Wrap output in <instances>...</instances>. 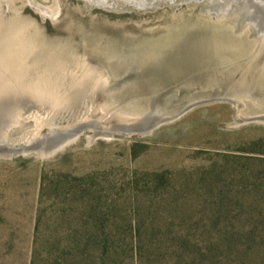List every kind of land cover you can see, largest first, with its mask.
Returning <instances> with one entry per match:
<instances>
[{
    "label": "rangeland",
    "instance_id": "374dc122",
    "mask_svg": "<svg viewBox=\"0 0 264 264\" xmlns=\"http://www.w3.org/2000/svg\"><path fill=\"white\" fill-rule=\"evenodd\" d=\"M61 179L101 198L115 264H191L180 233L264 264V0H0V264H30L39 212L55 230Z\"/></svg>",
    "mask_w": 264,
    "mask_h": 264
},
{
    "label": "trees",
    "instance_id": "16d2710c",
    "mask_svg": "<svg viewBox=\"0 0 264 264\" xmlns=\"http://www.w3.org/2000/svg\"><path fill=\"white\" fill-rule=\"evenodd\" d=\"M84 179L82 177L79 180ZM62 181L63 179L53 185L57 192L60 187L63 188L61 215L54 221L55 230L46 232L40 229L43 215L39 212L30 264H115L117 252L110 231L111 221L101 198L88 197L90 191L86 181L75 183L66 179V182L61 184ZM47 184L48 179L42 174V191ZM161 237L163 241L159 243L160 250L167 243L166 235ZM192 237L183 233L177 236L179 242L177 259L182 261L183 258L190 256L193 259L191 264H209L210 260L205 257L217 250L219 245L214 242L209 245L201 244L198 239ZM186 245L194 248L187 251ZM141 250H138L139 255Z\"/></svg>",
    "mask_w": 264,
    "mask_h": 264
},
{
    "label": "water",
    "instance_id": "95a60500",
    "mask_svg": "<svg viewBox=\"0 0 264 264\" xmlns=\"http://www.w3.org/2000/svg\"><path fill=\"white\" fill-rule=\"evenodd\" d=\"M213 99L211 98H205L201 99L195 102L190 103L185 108H183L181 111H179L177 114L171 115V116H163V117H153L151 115H147L144 122L136 123L127 126V130L129 132H140V133H150L156 128L160 127L163 124L172 122L176 120L177 118L181 117L183 114H185L187 111L191 110L192 108L205 104L208 102H211ZM74 132H67L63 133L66 137V139H69L71 137V134Z\"/></svg>",
    "mask_w": 264,
    "mask_h": 264
},
{
    "label": "bare ground",
    "instance_id": "6f19581e",
    "mask_svg": "<svg viewBox=\"0 0 264 264\" xmlns=\"http://www.w3.org/2000/svg\"><path fill=\"white\" fill-rule=\"evenodd\" d=\"M49 146V145H48Z\"/></svg>",
    "mask_w": 264,
    "mask_h": 264
}]
</instances>
